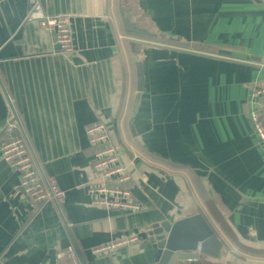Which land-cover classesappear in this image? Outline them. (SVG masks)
Masks as SVG:
<instances>
[{
  "label": "crops",
  "instance_id": "1",
  "mask_svg": "<svg viewBox=\"0 0 264 264\" xmlns=\"http://www.w3.org/2000/svg\"><path fill=\"white\" fill-rule=\"evenodd\" d=\"M28 1L0 0V77L46 186L61 195L35 211L3 157L12 111L0 86V264H140L148 226L191 214L223 244L195 264H264V149L250 120L259 109L264 121V0H128L135 21L172 42L126 32L122 0H40L46 14L72 19L71 52L45 20L27 18ZM97 121L136 180L141 212L91 203L86 130ZM136 232L138 242L91 252Z\"/></svg>",
  "mask_w": 264,
  "mask_h": 264
},
{
  "label": "built area",
  "instance_id": "2",
  "mask_svg": "<svg viewBox=\"0 0 264 264\" xmlns=\"http://www.w3.org/2000/svg\"><path fill=\"white\" fill-rule=\"evenodd\" d=\"M27 18L29 20H45L49 30L54 34L56 44L64 52L73 51L72 41V19L69 16H52L44 12L40 0H29ZM261 91L252 93L254 102L261 106ZM254 131L261 146L264 148V122L261 119V112L255 109L251 115ZM5 140L1 144V152L6 161L14 168L19 175V183L26 195L30 198V205L33 209L39 210L51 199L59 198L61 192L51 186L49 189L43 180L36 162L31 154L27 141L19 132V125L11 115L5 122ZM88 142L94 148L93 168L98 175L96 184L88 186L92 198V205L121 210L127 213H138L143 210V205L134 199L133 191L137 183L131 174L129 167L122 161L119 150L112 138L108 126L97 121L88 126L86 130ZM55 185L54 180H51ZM148 226L144 233L151 231ZM140 233L136 232L131 236L110 241L95 246L91 252L93 255H104L115 251L117 248L127 246L140 240ZM202 244L199 243L197 254L201 253ZM70 256H75L72 248ZM200 257L189 259L195 262Z\"/></svg>",
  "mask_w": 264,
  "mask_h": 264
},
{
  "label": "water",
  "instance_id": "3",
  "mask_svg": "<svg viewBox=\"0 0 264 264\" xmlns=\"http://www.w3.org/2000/svg\"><path fill=\"white\" fill-rule=\"evenodd\" d=\"M128 3H130L128 0H122L120 4V13L126 32L136 35L163 38L158 33L148 30V28L135 21L132 14V8L131 6H128ZM134 56L137 64V90L138 93H141L144 86V73L141 61L138 59L136 54H134ZM0 86L8 101L12 115L21 129L17 112L1 80V77ZM26 141L39 172L46 185L49 187L48 179L45 178L41 170L30 142L28 140ZM54 202L57 203V199L54 198ZM199 225V219L195 214L188 215L186 218L177 220L173 223L165 221L163 223L156 224L152 227L151 231L148 232V238L146 239L142 249L145 259L140 261V264H180L187 259L196 258L197 256L200 257L205 253L214 255V250L222 247V241L218 238V235L205 231V229H203V227L200 228ZM195 242L202 244L201 253L199 255L195 251L190 250V245ZM190 264L195 263L191 261Z\"/></svg>",
  "mask_w": 264,
  "mask_h": 264
},
{
  "label": "trees",
  "instance_id": "4",
  "mask_svg": "<svg viewBox=\"0 0 264 264\" xmlns=\"http://www.w3.org/2000/svg\"><path fill=\"white\" fill-rule=\"evenodd\" d=\"M125 29V28H124ZM129 34H132V33H129ZM136 34H132V36H134ZM136 37H138L139 39H149V40H152V41H155V42H159V41H163V42H172L173 39L172 38H168V37H163V38H157V37H149V36H144V35H136ZM206 45V44H205ZM203 47H208L207 45L206 46H203ZM209 49L213 50V51H216L218 53H229V52H224L223 50H220L219 48H217L216 45H212L211 47H209ZM135 76H136V90H137V68H135ZM263 121V120H262ZM264 122V121H263ZM203 193L205 195V189H203ZM206 199H207V204L208 206L210 207L211 211L214 213V215L217 217L218 221H220L222 223V225H224V227L229 231V233L231 234V231L229 230L228 226H227V223H225L222 219V216L219 214V211L217 210V205L215 203L214 200H211L209 197H207L205 195ZM235 240V238H233Z\"/></svg>",
  "mask_w": 264,
  "mask_h": 264
},
{
  "label": "rangeland",
  "instance_id": "5",
  "mask_svg": "<svg viewBox=\"0 0 264 264\" xmlns=\"http://www.w3.org/2000/svg\"><path fill=\"white\" fill-rule=\"evenodd\" d=\"M263 148V147H262ZM264 149V148H263ZM199 221H201V222H204L205 223V219L204 218H202V217H200L199 218ZM197 245V242H195V243H192L191 245H190V248H193L194 246H196Z\"/></svg>",
  "mask_w": 264,
  "mask_h": 264
}]
</instances>
